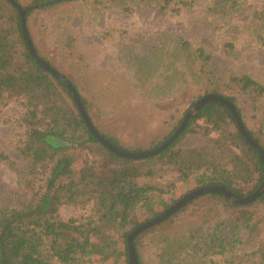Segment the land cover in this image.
I'll return each mask as SVG.
<instances>
[{
	"label": "trees",
	"instance_id": "obj_1",
	"mask_svg": "<svg viewBox=\"0 0 264 264\" xmlns=\"http://www.w3.org/2000/svg\"><path fill=\"white\" fill-rule=\"evenodd\" d=\"M15 1L26 11L28 33L38 55L61 72L53 60L42 54L29 20L38 10H58L85 0H32L27 5ZM197 1L160 0L159 10L179 14ZM229 1L231 7L237 6V0ZM259 21L262 25L257 36L264 46V11ZM41 23L48 27L50 20L44 18ZM52 23L57 28L70 29L64 22L52 20ZM66 37L65 48L69 55L84 57L78 51L72 33L67 32ZM172 47L176 49L174 57L167 63L183 57L186 64L183 73L180 72L181 77L195 79L199 86L190 92L189 83L182 81L178 84L187 105L183 106L181 118L165 139L181 125L195 101L206 94H219L236 105L248 133L264 150V80L220 68L205 48L193 49L187 40ZM229 48L233 49L230 43L226 44V49ZM167 66L169 71L170 66ZM62 74L74 85L94 127L107 141L126 151H142L127 149L117 136L98 126L89 99L103 87L98 75L90 74L81 86L66 73ZM125 81L130 87L128 80ZM123 84L111 81L107 88L124 87ZM236 91L254 94L255 108L263 114L260 134H256L245 120ZM13 103L20 108L17 116L19 134L14 150H11L18 158L4 152L1 154L18 171L19 181L12 202L0 204V264H95L91 251L110 249L111 241L92 227L85 214L69 218L61 214L65 206L84 209L89 204L102 228L118 235L122 233L127 263L130 264L128 234L165 209L125 232L120 230L119 211H128L133 205L148 202L156 195L176 194L183 184L202 175L206 181L194 189L223 185L242 197L253 193L264 181V164L258 152L241 135L231 110L219 101L205 103L190 118L179 137L159 154L134 159L110 151L84 122L69 88L32 58L23 36L18 8L10 0H0V113ZM192 124L196 126L194 132L204 139V143L180 146L179 138ZM239 143L240 150L237 149ZM77 149H86L88 154L77 168L62 175L57 190L43 203L41 195L45 189L52 188L51 174L55 166L65 160L56 171L62 173L70 160V153ZM203 198L205 209L199 215L203 223H190L166 233L160 241L157 264H264V193L254 201L242 204L217 193L194 198L161 223L136 236L134 245L139 264H146L141 238L170 226L172 219Z\"/></svg>",
	"mask_w": 264,
	"mask_h": 264
},
{
	"label": "rangeland",
	"instance_id": "obj_2",
	"mask_svg": "<svg viewBox=\"0 0 264 264\" xmlns=\"http://www.w3.org/2000/svg\"><path fill=\"white\" fill-rule=\"evenodd\" d=\"M19 1L27 5L32 0ZM159 3L160 0H85L58 10H38L29 20L42 54L53 60L62 73L81 86L90 74L99 76L103 87L89 97L91 113L101 130L117 136L129 150L152 149L163 141L177 119L181 118L183 106L187 105L178 84L186 81L190 92L199 86L195 79L181 77L180 72L186 64L183 57L167 63L174 57L176 49L172 46L177 42L187 40L193 49L205 48L222 69H232L264 80V46L257 36L262 25L259 18L264 11V0H237L236 7H231L229 0H198L193 7L185 8L179 14L160 11ZM44 18L50 20L48 27L41 23ZM52 20L66 23L69 31L57 28ZM67 32L72 33L78 51L84 57L69 55L65 48ZM228 43L233 49H226ZM111 81L117 84L124 82V87L109 89L107 84ZM236 94L249 127L260 134L263 114L255 108L254 94L238 91ZM19 109L13 103L0 113V204L12 202L13 191L19 181L18 171L1 154L4 152L18 158L11 150H14L19 134ZM195 129V124L190 125L178 144L184 147L203 144L204 139L194 132ZM240 144H237L238 150L242 148ZM86 154V149L71 152L62 173L57 174L56 171L65 160L55 166L51 174L52 188L45 189L41 195L43 203L57 190L62 175L77 168ZM205 181L202 175L183 184L176 194L156 195L148 202L133 205L128 211H119L121 232L166 209L165 206ZM202 203H205V198L172 219L170 226L141 238L146 264L159 262L160 241L170 230L187 227L190 223H203L199 216L205 209ZM91 210V204L84 209L68 205L62 208L61 214L64 218L85 214L92 227L111 241L110 249L91 251L95 264H128L122 233L118 235L102 228Z\"/></svg>",
	"mask_w": 264,
	"mask_h": 264
},
{
	"label": "water",
	"instance_id": "obj_3",
	"mask_svg": "<svg viewBox=\"0 0 264 264\" xmlns=\"http://www.w3.org/2000/svg\"><path fill=\"white\" fill-rule=\"evenodd\" d=\"M20 11L21 19H22V31L24 39L29 47L30 53L32 58L35 60L37 64H39L44 69L51 72L56 78L61 80L73 93V98L78 106V109L80 111V114L90 129V131L93 133V135L96 137V139L102 143L106 148H108L113 153L126 158H146L149 156H154L156 154H159L163 150H165L167 147H169L178 137L179 135L184 131L186 128L190 118L198 113V111L204 106L205 103L209 101H219L225 106H227L231 113L236 120V124L238 125L239 131L241 135L244 137V139L250 143L258 152V155L260 156L263 164H264V150L259 146V144L252 138V136L248 133L246 127L244 126L242 119L239 115L238 109L235 104L231 103L228 99L225 97L219 95V94H206L197 101L194 102V104L188 109V111L185 114L184 120L182 121L181 125L167 138L165 139L159 146L142 150V151H126L123 149H120L119 147L113 145L109 141H107L101 133L94 127L92 121L90 120V117L84 108L79 93L74 87V85L70 82L69 79H67L61 72L56 70L54 67H52L47 61H45L43 58H41L36 49L35 46L31 40V37L28 33L27 24H26V11L15 1L10 0ZM206 193H217L227 196L230 200L233 202L242 204V203H249L254 201L258 196H261L264 193V181L262 184L251 194L242 197L234 192H231L223 185H205L199 188H196L194 190H191L187 194L183 195L181 198H179L176 202H174L172 205H170L168 208L163 210L160 214L155 216L154 218L140 224L136 228H134L127 237V243H128V250H129V261L130 264H139L138 263V256L136 253L134 240L136 236L141 233L142 231L157 225L161 223L163 220H165L167 217L171 216L176 211L183 208L188 202L193 200L196 197H199L201 195H204Z\"/></svg>",
	"mask_w": 264,
	"mask_h": 264
}]
</instances>
